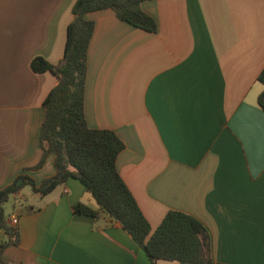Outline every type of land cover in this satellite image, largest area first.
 Masks as SVG:
<instances>
[{
	"label": "crops",
	"instance_id": "0c3cea01",
	"mask_svg": "<svg viewBox=\"0 0 264 264\" xmlns=\"http://www.w3.org/2000/svg\"><path fill=\"white\" fill-rule=\"evenodd\" d=\"M74 1L0 0V189L54 173L52 154L32 167L42 153V100L57 78L30 61L62 58ZM140 8L154 31L111 9L85 14L93 21L86 123L122 141L116 169L152 229L168 210L182 211L206 228L212 264H264V0H143ZM28 194H13V204H26L13 208L19 241L2 250L8 263L151 264L119 222L73 212L78 202L98 207L77 179Z\"/></svg>",
	"mask_w": 264,
	"mask_h": 264
},
{
	"label": "trees",
	"instance_id": "16d2710c",
	"mask_svg": "<svg viewBox=\"0 0 264 264\" xmlns=\"http://www.w3.org/2000/svg\"><path fill=\"white\" fill-rule=\"evenodd\" d=\"M143 0H75L72 20L66 27V39L62 58L56 64L41 56L30 61L36 73L52 72L56 84L42 100L44 116L40 124L39 161L32 167H40L46 156L52 154L54 173L38 184L26 175L0 189V264L8 263L1 257L2 250L17 244V228L10 225L3 204L23 185L43 196L67 178L77 179L93 197L97 209L76 203L74 213L96 217L99 213L120 223L122 228L143 249L151 264L160 260L184 261L195 264H212L209 234L202 223L192 215L168 210L159 224L152 229L144 217L130 190L116 169V156L123 143L110 129L92 128L83 113V93L86 75V52L93 31V21L85 14L111 9L116 16L134 26L154 31L152 17L140 8ZM263 88L257 95V104L264 111V65L257 75Z\"/></svg>",
	"mask_w": 264,
	"mask_h": 264
},
{
	"label": "rangeland",
	"instance_id": "374dc122",
	"mask_svg": "<svg viewBox=\"0 0 264 264\" xmlns=\"http://www.w3.org/2000/svg\"><path fill=\"white\" fill-rule=\"evenodd\" d=\"M22 188H21L22 195L23 196H26V198H28L29 197V194H28L29 186H28V184L23 185ZM13 201H14L13 200V195H10V197L8 198V200L3 204V208H4V212H5L6 217H8L10 214L16 212V211L14 212V209L13 208H15V210H16V209H18L17 207H21L24 204H26V201L23 198H19V199L16 200L17 205L16 204H13ZM9 211H10V213H8Z\"/></svg>",
	"mask_w": 264,
	"mask_h": 264
},
{
	"label": "built area",
	"instance_id": "2783aa9c",
	"mask_svg": "<svg viewBox=\"0 0 264 264\" xmlns=\"http://www.w3.org/2000/svg\"><path fill=\"white\" fill-rule=\"evenodd\" d=\"M7 221L10 225L16 227L17 226V222H18V217L15 213H12L10 214L8 217H7Z\"/></svg>",
	"mask_w": 264,
	"mask_h": 264
},
{
	"label": "water",
	"instance_id": "95a60500",
	"mask_svg": "<svg viewBox=\"0 0 264 264\" xmlns=\"http://www.w3.org/2000/svg\"><path fill=\"white\" fill-rule=\"evenodd\" d=\"M21 182H22V179H21V178H19V179L16 181L17 184H19V183H21Z\"/></svg>",
	"mask_w": 264,
	"mask_h": 264
}]
</instances>
